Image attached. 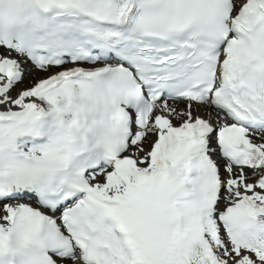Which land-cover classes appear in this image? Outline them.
<instances>
[{
  "label": "snow or ice",
  "instance_id": "1",
  "mask_svg": "<svg viewBox=\"0 0 264 264\" xmlns=\"http://www.w3.org/2000/svg\"><path fill=\"white\" fill-rule=\"evenodd\" d=\"M0 264H264V0H0Z\"/></svg>",
  "mask_w": 264,
  "mask_h": 264
},
{
  "label": "rangeland",
  "instance_id": "2",
  "mask_svg": "<svg viewBox=\"0 0 264 264\" xmlns=\"http://www.w3.org/2000/svg\"><path fill=\"white\" fill-rule=\"evenodd\" d=\"M27 82V81H26Z\"/></svg>",
  "mask_w": 264,
  "mask_h": 264
}]
</instances>
